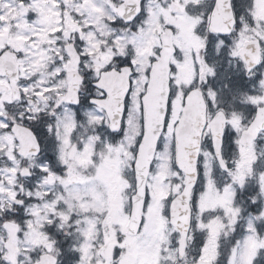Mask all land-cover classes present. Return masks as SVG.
Masks as SVG:
<instances>
[{"label":"snow or ice","instance_id":"snow-or-ice-1","mask_svg":"<svg viewBox=\"0 0 264 264\" xmlns=\"http://www.w3.org/2000/svg\"><path fill=\"white\" fill-rule=\"evenodd\" d=\"M0 264H264V0H0Z\"/></svg>","mask_w":264,"mask_h":264}]
</instances>
